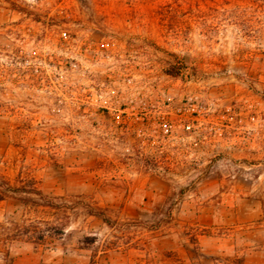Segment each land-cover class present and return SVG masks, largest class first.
I'll list each match as a JSON object with an SVG mask.
<instances>
[{
  "label": "rangeland",
  "instance_id": "1",
  "mask_svg": "<svg viewBox=\"0 0 264 264\" xmlns=\"http://www.w3.org/2000/svg\"><path fill=\"white\" fill-rule=\"evenodd\" d=\"M0 176V264H264V0H0Z\"/></svg>",
  "mask_w": 264,
  "mask_h": 264
},
{
  "label": "trees",
  "instance_id": "2",
  "mask_svg": "<svg viewBox=\"0 0 264 264\" xmlns=\"http://www.w3.org/2000/svg\"><path fill=\"white\" fill-rule=\"evenodd\" d=\"M175 60V61H174ZM173 61L168 62V67L166 69V73L173 78H178L181 75V64L176 61L177 57H174ZM128 160L133 162L137 167L141 166V163L145 161L148 164L146 157L140 152L136 154H127ZM141 168V167H140ZM15 200L20 204L27 207H42L51 209L54 211H61L65 214L71 209L67 207L69 204L67 203L66 207H63L62 198L52 197L47 194H44L42 191L35 188H27L23 185H18L16 183H12L11 181L5 179L0 176V201L5 200ZM67 200H65L66 202ZM76 207H73L72 210L81 209L85 214L89 216H95L102 219L107 225H110V217L107 215V209L95 206L91 203L80 201ZM65 228L61 229L64 231ZM43 238V237H42Z\"/></svg>",
  "mask_w": 264,
  "mask_h": 264
}]
</instances>
